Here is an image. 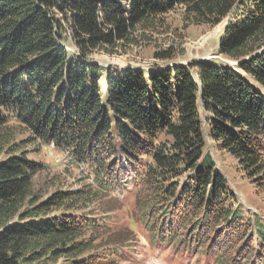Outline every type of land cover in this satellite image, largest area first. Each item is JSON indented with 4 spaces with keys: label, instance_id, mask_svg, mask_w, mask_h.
<instances>
[{
    "label": "trees",
    "instance_id": "16d2710c",
    "mask_svg": "<svg viewBox=\"0 0 264 264\" xmlns=\"http://www.w3.org/2000/svg\"><path fill=\"white\" fill-rule=\"evenodd\" d=\"M177 9L185 26L228 20L221 63L147 73L93 60L146 43ZM212 143L264 188V0H0V264H120L78 213L129 185L151 241L264 264V225L234 208ZM52 145L86 164L98 190L38 196L44 166L30 156Z\"/></svg>",
    "mask_w": 264,
    "mask_h": 264
},
{
    "label": "rangeland",
    "instance_id": "374dc122",
    "mask_svg": "<svg viewBox=\"0 0 264 264\" xmlns=\"http://www.w3.org/2000/svg\"><path fill=\"white\" fill-rule=\"evenodd\" d=\"M227 21L216 27L185 26L182 22V11L177 9L164 17L163 27L152 34L148 33L150 39L146 43L130 48L120 55L97 53L93 60L104 69L113 66L119 69H140L147 73L153 71V68H169L174 64L187 66L192 62L213 60L219 64V42ZM68 31L66 28L64 40L66 45L71 46ZM167 48L174 49L173 60H157L156 53ZM230 63L231 67L237 65L235 62ZM101 86L105 87L103 80ZM39 149L38 153L30 156V159L44 166L34 179L38 196L47 198L55 191H77L86 185L92 191L98 190V184L93 180L87 166L71 162L68 152L58 150L53 145L49 150L45 147ZM206 152L211 154L216 168L224 175L230 190L235 194L237 199L234 208L240 211L245 220L248 217L251 220L255 218L257 225H264V188L255 186L239 169L237 162L229 155L218 152L213 143L208 144ZM135 193L132 185L113 192L104 191L97 201L78 213L86 215L89 220L95 219L99 224V238L96 243L99 246L98 252L117 250L123 258L120 264H220L217 254L207 256L204 248L197 251L198 253L189 254L182 250L177 251L172 243L162 245L151 241L150 231L145 225V216H141L137 209L139 202L137 199L133 200ZM116 242H119V245H112Z\"/></svg>",
    "mask_w": 264,
    "mask_h": 264
},
{
    "label": "bare ground",
    "instance_id": "6f19581e",
    "mask_svg": "<svg viewBox=\"0 0 264 264\" xmlns=\"http://www.w3.org/2000/svg\"><path fill=\"white\" fill-rule=\"evenodd\" d=\"M169 67H171V66H169Z\"/></svg>",
    "mask_w": 264,
    "mask_h": 264
},
{
    "label": "water",
    "instance_id": "95a60500",
    "mask_svg": "<svg viewBox=\"0 0 264 264\" xmlns=\"http://www.w3.org/2000/svg\"><path fill=\"white\" fill-rule=\"evenodd\" d=\"M170 68V67H169Z\"/></svg>",
    "mask_w": 264,
    "mask_h": 264
}]
</instances>
